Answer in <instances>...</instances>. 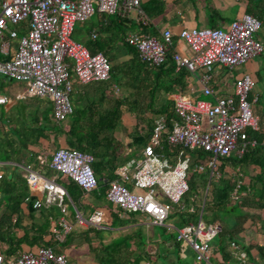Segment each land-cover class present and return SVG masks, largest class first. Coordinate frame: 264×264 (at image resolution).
I'll list each match as a JSON object with an SVG mask.
<instances>
[{"label": "built area", "instance_id": "2783aa9c", "mask_svg": "<svg viewBox=\"0 0 264 264\" xmlns=\"http://www.w3.org/2000/svg\"><path fill=\"white\" fill-rule=\"evenodd\" d=\"M94 12L105 17H126L129 13L141 15L139 0H0V54L11 55L0 61V77L25 84L24 93L16 95V100L24 97L46 99L51 104V118L55 123L64 121L71 114L68 101L70 74L79 85L108 79L110 64L105 57L100 53L90 55L85 47L71 40L74 24L84 22ZM20 23H25L24 33L17 36L9 27ZM259 29V22L248 14L232 21L225 30L181 29L177 40L184 44L188 56L172 52L174 68L176 71L183 68L191 74L199 72L202 95L213 96L208 86L209 69L216 66L230 71L260 55L262 45L254 38ZM95 37V34L90 35L91 40ZM13 40L16 45L11 53L8 41ZM125 41L148 68L163 64L172 46L171 33L166 29L160 32L159 40L130 34ZM253 87L254 81L248 75H241L233 80L231 95L216 96L213 103L191 102L185 96H175L173 118L169 124L162 116L154 117L150 136L142 145L139 157L116 168V180L107 182L105 199L112 209L122 215H140L150 226L171 229L164 223L171 208L179 206L187 192L186 177L190 167L187 152L205 154L193 171L198 174L207 171L211 177L215 175L218 159L231 154L240 158L257 146L255 140L246 135L247 130H258L257 118L252 111L256 97L248 100ZM6 103L7 100L0 96V105ZM259 146L264 152V137ZM175 147L178 150L172 153ZM35 161L39 169L46 168L65 176L84 194L96 190V179L90 168L93 160L88 154L58 148L48 160L45 154H39ZM20 168L27 189L39 197L32 202L31 208L54 206L58 210L61 218L55 239L61 243L72 228L65 219L68 199L65 190L30 166ZM2 178L0 171V181ZM239 189L240 182L237 181L229 195L232 202L241 196ZM101 219L99 210L86 219L74 210L72 224L80 228L98 227ZM218 231L219 226L204 224L198 217L194 224L176 230L175 242H182L191 250L195 263L207 264L208 244ZM230 247L238 264H242L245 255L234 245ZM0 264L68 263L63 254L54 253L48 247H38L6 260L0 253Z\"/></svg>", "mask_w": 264, "mask_h": 264}, {"label": "trees", "instance_id": "16d2710c", "mask_svg": "<svg viewBox=\"0 0 264 264\" xmlns=\"http://www.w3.org/2000/svg\"><path fill=\"white\" fill-rule=\"evenodd\" d=\"M149 3H154L156 7H160L154 0H150ZM148 4L142 9L147 17ZM261 15H264L263 7L258 12L257 17H254L260 25ZM102 21H105V19L103 18ZM104 31L106 30L101 28V32ZM145 34L146 26H141V35L146 36ZM112 36L114 38V35ZM125 38L123 37L121 45L128 59L114 64L115 56L113 54H109L108 50H106L107 52H101L110 64L108 79L103 82L86 84L89 95L81 99L79 108H71V114L68 116L69 121L65 122L64 120L55 123L52 118L48 121H39L37 117H32L29 123L23 120L19 126L16 125L2 131L0 153L4 156L3 162H17L20 158L34 162L39 153L53 152L59 146L62 149L75 150L92 157L93 161L90 168L93 174L96 175L95 191L84 194L63 175H59L56 180V183L65 190L71 205L76 211H78L76 205H87L90 212L103 210L100 207H92L91 204L99 202L101 197L105 198L107 182L114 178L110 172L108 179L104 181L99 179V173L105 171L104 165L115 171L114 160L123 150L129 151L134 146L144 145L150 136L154 116H165L168 125V121L172 117V102L167 99L163 105L153 107L155 99L159 94L171 96L176 91L179 93L184 88L187 73L182 69L174 71V64L171 60L172 47L167 51L163 64L156 68H148L138 59L135 49L127 45ZM111 40L113 39L109 38V42ZM85 48L90 55L99 51L96 41L88 43ZM95 48L96 50H93ZM113 89L121 90L123 94L114 95L112 93ZM146 114L149 115V118H144ZM123 116L131 121L130 131L122 133L123 137L117 138L114 136L115 129ZM256 132H246L248 139L255 140L256 147L247 151L240 158L233 156L217 160L216 171L219 173L218 177L211 176L208 178L207 171L200 174L193 171L194 166L203 160L205 154L200 151L187 152L191 159L186 177L187 192L182 197L181 205L171 208V213L173 210L179 216V229L196 222L198 209H201L200 220L202 213L206 214L207 220H205V223L203 222L204 224L219 226L213 244L216 247V252L220 253L224 259L229 258L228 243H235L234 236L239 232L242 223L246 219L245 214L240 209L242 207L258 210L264 208V152L259 146L264 136L258 135ZM59 139L62 140L64 146L59 144ZM166 151L165 149L164 152L166 153ZM224 167L232 170L233 177L243 176L246 183L245 185L241 184L239 189L240 192L245 193L244 197H239L233 204L229 200V194L233 190V181L231 177H222ZM248 170H252V172L257 170V172L249 177L246 175ZM196 180L199 181V185L204 191L200 201L198 200L199 192L195 188ZM24 198H28L25 207L29 218L32 217L34 211H38L39 221L42 224L35 228L33 225H29L23 230V234L17 238L10 234L8 230L10 224H12V227H16L19 205L24 203ZM2 199H5L6 204L5 211L0 216V246H4V248L0 247V252L5 260L12 257L20 249V245H25L28 248L34 246L37 248H53L55 242L52 234L47 232L48 218L44 212H41V209L33 210L31 208L32 202L37 197L28 194L22 179L11 177L10 180H7L6 177H3L0 181V200ZM87 201H90L91 204H86ZM105 214L107 215L106 224L109 226L120 224L118 210L111 211L109 209ZM12 215H15L16 218L11 222ZM228 215L234 216V224L231 228H224L222 224L223 221H226ZM101 224L106 226L102 221ZM30 232L32 233L28 234ZM46 236L49 238L44 241ZM130 239H133V237ZM130 239L125 236L122 238L121 244L109 245L112 246V254L109 260L106 261L107 264H139L145 259L142 248L138 249V247L144 246L142 245L144 242L140 240L136 248L129 249L127 245L123 244V240L128 241ZM158 246H161L164 249L163 251H166L169 247L177 248V259H179L177 255L181 253V248L187 247L185 245L179 246L175 239L172 243L169 240L160 241ZM160 254L157 256L148 255V257L152 259L160 258L164 262L165 258ZM106 263L100 262V264ZM149 263L157 264L154 260Z\"/></svg>", "mask_w": 264, "mask_h": 264}, {"label": "crops", "instance_id": "0c3cea01", "mask_svg": "<svg viewBox=\"0 0 264 264\" xmlns=\"http://www.w3.org/2000/svg\"><path fill=\"white\" fill-rule=\"evenodd\" d=\"M154 1L156 4H159L160 7H156V5L154 3H149L150 0H139V9H140L141 15H137L135 13H129V15L132 14L131 17H129V15H127L126 17L113 16V17H115V19L112 21H108V20L102 21V19H100V24L98 27L99 31L98 32L97 31H89L86 33V36L88 38V41L86 42V44L91 43V42H95L96 39L98 38V36L101 34L108 41H109V38L113 39L112 35H115V33H116V31L112 32L114 30L113 28H116V30L118 32L119 27H121V26L125 27L128 30V32L126 34V36H127L130 34L141 35V26H146V34L145 35L152 37L156 40H159V34L162 30H165V29L168 30L172 36V46H171L172 52L177 53L179 55V53L175 50V45L181 43L180 41L177 40V34L181 29L206 28V29L225 30L232 21L239 18L241 15L248 14V15H251L252 17H257L258 12L261 10V8L262 7L264 8V0L263 1H261V0H154ZM251 3H255L256 4L255 7H251ZM147 4L149 6V7H147L148 17L146 15H144V13L142 11V9L144 7H146ZM259 21L261 23V26L264 27V15H261ZM78 25H82V23H79ZM24 27H25V23H20L19 25H16L14 27H9V29H13L17 33V36H20V35H18L17 29H19V30L21 29L23 31L22 32V34H23L24 33V30H23ZM101 28L105 29L106 31L101 32ZM73 29H74V27H73ZM72 34H73V31H72ZM72 34H71V36H72ZM91 34L96 35L94 40L90 39ZM112 41L113 40H111V42H109L107 44L106 47L108 49L111 48L110 46L113 43ZM8 42H9L10 52L12 53L14 51V48L16 45V40L8 41ZM80 45H82V44H80ZM85 46H83V47H85ZM112 49H113L112 54H115V56L118 55L117 56L118 61H117V59H115L113 62L114 64L124 62L125 60L128 59V57L125 55L124 49L122 48L121 44H115L114 43ZM185 49H186V47H185ZM93 50H96V48ZM97 53L101 54V51L99 50V51H97ZM180 56H184V57L188 56L187 49H186V52ZM2 57L3 58L0 61L9 59L11 57V55L9 54L6 57H4V56H2ZM181 69L187 73V77L185 78V81H184V88L179 93L176 91L171 96H165L164 94H159L155 99L153 107H159V106L163 105L167 99L171 100V102L173 103V99L177 95L185 96L191 102L196 101V100L200 99L201 97L202 98L204 97L207 99V101H205V102L213 103L214 97H216V96L224 97V96L231 95L233 80L241 76V74H236V75L231 77L228 75V73L231 70L226 71V70L219 68V67H216V66L212 67L208 71V74L210 75V82H209L208 86L210 87L212 93L215 96L214 95L213 96H203L201 93L200 84L198 83L199 72L191 74V73L187 72L185 69H183V68H181ZM179 70L180 69H178L177 71H179ZM174 71L176 72L175 68H174ZM255 75L256 74L253 75L254 76L253 81L255 82L254 85L257 86L258 80H257ZM70 81H71V88L72 87L77 88L76 93L80 99L89 95V90L86 87V85H79L76 82H74L72 75H71ZM113 90H116V89H113ZM252 90L248 96V100H252L254 97H256V103L252 105L253 114L257 118V122H258V130L256 133L258 135L264 136V106L260 105V103H259V98L261 97L260 94H264V85L257 88V91L255 92L257 95H254V97H252L253 96ZM112 93L114 95H116V94H119V91L116 90V93H114V91ZM16 95H19V94L14 95L15 101H16V99H15ZM10 104H11V102L8 103V101H7V103L5 104V109H8ZM23 112H24V107H23ZM157 116H162L165 118V116H163V115H157ZM154 117H156V116H154ZM153 118H152V122H153ZM172 118H173V113H172L171 119ZM171 119H169V121ZM169 121H168V124H169ZM152 127H153V125H152ZM116 129H115L114 136H116L117 138L121 137L120 133L117 132ZM247 131H249V130H247ZM141 147H142V145H140L139 151H140ZM59 148H60V146H59ZM55 150L56 149H54V151ZM163 150H165V148H163ZM173 150L177 151L178 148L175 147L171 150L172 153H175L176 151H173ZM139 151H137V153L134 154V159L139 157ZM51 153L52 152H49V153L43 152V154H45V157L47 160H48L49 155ZM166 153H167V151H166ZM39 154H41V153H39ZM233 156L234 155L231 154L229 157H233ZM189 157H190V155H189ZM190 163H191V159H190ZM0 164H1L0 171L2 169L3 170L5 169V173H3L2 171L1 172L3 174V177H6L7 180H10L11 177H18V178L23 180L22 171H21L20 167L26 166V165L30 166L33 170L39 171L40 174L44 178H46L48 180H52L55 183L59 177L58 173H57L58 176H55L53 178H49L46 175L42 174V169H46V168L39 169L38 167H35L36 161L30 162V161H26V160H23L22 158H20L17 162L7 161V162H0ZM119 167H121V166H119ZM13 168L17 169L16 173H13V171H12ZM216 168H217V166H216ZM104 169L107 173H108V171H110V170H108L110 168L106 165H104ZM46 171H50V170L46 169ZM103 172L104 171L99 173V179L101 181H104V180L109 178V176L108 177L103 176V174H102ZM255 172H257V170H255L254 172H252V170L251 171L248 170L246 175L249 177H252ZM111 173L114 176V178H112L111 181L116 180V175L114 173V170H112ZM222 174H223L222 177H226V178L231 177L232 178L233 188H234V185L237 181L240 182V187H241V184L242 185L246 184L243 176H241L239 178L233 177L234 173L228 167L223 168ZM8 176H9V178H8ZM214 176L215 177L219 176V173H217L216 170H215ZM23 183H24V186H25L28 194L31 196H36L37 199H39L38 195H34L33 193H31L27 189L24 180H23ZM105 183H106V181H105ZM244 194L245 193L241 192L240 197H244ZM25 199L27 200V202L23 201L24 203L23 204L21 203L19 205L16 227H12V224H10V226H9L10 228L8 230L10 232V234L16 236L17 238L23 234V230H25V228H27L29 225H33L35 228V227L40 226L42 224L41 221H39V212L38 211H34L33 215H31L32 217L29 218V216H28L29 214L27 213L26 207H25V203H28V198H24V200ZM229 200H230V198H229ZM181 201H182V199H181ZM66 202H67V204L71 205V202L69 201V199H67ZM235 202H232L230 200V203H232V204ZM180 205H181V202H180L179 206ZM94 207H99V206H94ZM175 207H178V206H175ZM52 208L56 209V207H54V206H52L48 209H41L42 210L41 212H44L46 214V217L48 218L47 224H46L47 232L52 234L53 241L55 242L53 248H50V249L54 253L64 255L66 253L65 252L62 253L59 250L60 249L59 247L65 241V238L61 243L57 242L55 239L56 235L59 233L58 220L61 218V216L60 215L56 216L55 213L53 212ZM74 210L75 209L73 207V214H74ZM112 210L113 209L111 207V211ZM240 210L245 214L246 219L242 223L240 230L238 227L239 232L234 236L235 243L234 244L232 242L228 243L229 248L227 249V251L229 253L228 254L229 258L224 259L220 253L216 252V247L212 243V241L214 240V238H213L208 244L209 258H208L207 264H238L235 257L232 255L233 250L230 247L231 244L234 245L235 247H237V249L245 255L244 262L242 264H264V208H261V210H258V209L248 208V207H242ZM4 211H5V205L3 206V208L0 209V216L4 213ZM103 211H104V213L101 211V213H102L101 221L104 222V225H106V226H102V224L100 223V225L98 227H86V228L76 227V228L80 229L78 232H81L82 230L87 231L90 228H93L96 230H102V229L109 230L108 234H110L111 232L123 231L125 228L130 227V225H131L130 222L132 220H135V219H133L134 216H138L139 218L142 217L140 215H131V214L130 215L129 214L122 215L119 212L118 218L121 221L120 224L117 226H109L108 224H106L107 215L105 213H107V210L106 211L103 210ZM189 211H191V210H189ZM91 213L92 212H89V214H91ZM58 214H59V212H58ZM169 215H168V217H169ZM198 217L200 218V213H199ZM233 217H234L233 215L227 216L226 221H223V224H222L224 228L225 227L226 228L232 227V225L234 224ZM15 218H16V216L12 215L11 216V222L14 221ZM66 218L69 219L66 221L69 222L70 225H72V228H74L73 227L74 224H72L73 223V215H72V220L70 219L71 216L69 213H67L65 219ZM142 225H144L147 228L151 227L148 224V222L144 219V222L142 221L141 224L135 223V225H133L134 228L130 233H128V234L125 233V234L119 235L115 238L122 239L123 237L127 236L130 239L131 237H133V239H130L127 241V247L129 249L130 248L131 249L136 248L137 243L139 244V241L140 240L143 241V238H144L145 242L142 244L144 246L138 247V249L142 248L144 254L152 256L154 254V252H152V254L150 255L145 251V247L147 246V242H149V240H150L152 242L153 241L157 242L159 245L160 240L153 238V234L149 231H147L149 233L148 235H150L149 238L147 235L143 236L141 233H139L137 226H142ZM72 228H71V231H72ZM31 233L32 232H30L28 234H31ZM78 235H79V233H78ZM48 238L49 237L46 236L44 238V241H47ZM111 239H113V238H111ZM111 239H109V241ZM107 243H104V244H107ZM210 243H212V244H210ZM132 244H133V246H132ZM0 247L4 248V246H0ZM121 247H124V246H121ZM36 248L37 247H35V246L28 248L25 245H20V249L17 250L12 255V257L16 256L20 252L33 251ZM181 249H182L181 253L177 255L178 258L183 256V252L185 249L189 250L188 247H183ZM175 250H176V252L178 251L177 248H175ZM171 251L173 252V248L169 247V248H167V250L164 253H166V255H173ZM191 259L193 260V254L191 255ZM177 260L178 259L174 256V263L173 264H177L178 263ZM142 263L144 264L145 261H142L139 264H142ZM201 264H203V263H201Z\"/></svg>", "mask_w": 264, "mask_h": 264}, {"label": "rangeland", "instance_id": "374dc122", "mask_svg": "<svg viewBox=\"0 0 264 264\" xmlns=\"http://www.w3.org/2000/svg\"><path fill=\"white\" fill-rule=\"evenodd\" d=\"M255 3H251V7H255ZM132 14L129 15L131 17ZM105 19L108 21H112L115 19V17L110 16V17H105L103 15H99L97 13H93L87 20L82 22V25H78L79 23H75L74 29H73V34L71 36V40L75 43H80L83 46L87 45L86 42L88 41V38L86 36V33L89 31H99L98 27L100 24V19ZM114 31H116L114 38H113V43L110 46L111 48H107V44L109 43L108 40L104 38V36L101 34L98 36L96 39V44L101 52H107L108 50L109 54L113 53V44H121L123 37L126 36L128 30L125 27H119L118 32L116 28H113ZM18 35L22 34V30L17 29ZM254 38L258 41L261 42L262 44V52L260 55L246 61L244 64L232 69L228 75L229 76H234L236 74H241V75H248L252 80L254 79V74H256V78L258 80V85L255 86L252 90V97L254 95H257L255 92L257 91V88L261 87L264 85V27L260 25L259 31L254 35ZM175 50L179 53V55H183V53L186 52V49L184 47V44H176L175 45ZM115 56V54H113ZM118 56V55H117ZM115 56V59L118 57ZM2 55L0 54V60L2 59ZM118 61V59H117ZM69 63V61H67ZM255 84V82H254ZM25 85L24 83L21 82H15V81H7L6 79L0 77V96H3L8 103L11 102L10 106L8 109H5V105H0V139L2 137V131L8 130L9 128L13 126H19L23 120H25L26 123H29L32 117H37L39 121L42 120H50L51 119V104L46 100V99H40V98H22L21 100H14V95L15 94H23L25 91ZM77 88L72 87L70 90V93L68 95V101L70 104L71 108H79L81 105L80 101L81 99L76 93ZM119 94L122 95L123 92L120 90ZM259 95V94H258ZM261 97L259 98V103L260 105L264 106V94H260ZM199 101H207L206 98H200L198 99ZM19 106L24 107V112H23V117H21ZM144 118H149V115L146 114ZM65 122L69 121V117L64 119ZM131 127V121L128 120L126 116H123V118L120 120V123L117 127V132L120 133V136L123 137L122 133H126L130 131ZM125 141V140H124ZM127 141V140H126ZM59 144L61 146H64L62 143V140L59 139ZM139 151V147H132L129 151L123 150L119 156H117L114 160V166L115 168L119 166H123L130 161L134 159V154ZM3 155L0 153V161L3 162ZM37 167V165L35 166ZM110 170V169H108ZM3 173H5V169L1 170ZM13 173L17 172L16 168H13ZM109 172H112V170L104 171L102 174L103 176L108 177ZM42 174L46 175L49 178H53L55 176H58L57 173L52 172V171H46V169H42ZM96 177V175H94ZM209 178V175H208ZM195 188L199 192L198 193V200L200 201L204 195V191H202L201 186L199 185V181H195ZM162 202L165 201L164 199L161 200ZM6 204L5 199L0 200V209L3 208V206ZM86 204H91L90 201H87ZM92 207L94 206H99L103 210H109L111 209L110 204L106 201L104 197H101L99 202L96 204H91ZM78 212L81 214L83 219H86L90 214V208H88L87 205L84 206H79L76 205ZM175 206H173L174 208ZM53 212L55 213L56 216L60 215L58 214V211L55 208H52ZM102 210V212H104ZM67 213L70 214L71 220H72V215H73V207L70 204H67ZM200 209H198V216H199ZM89 214V215H88ZM174 214V215H173ZM201 220L202 222L205 223V220H207L206 214L202 213L201 215ZM138 216H134L133 219L130 222V227L125 228L123 231H117V232H111L109 233V230H96L93 228L88 229L87 231L82 230L81 232H78L80 229L76 228L77 226H73L72 231L65 236V241L60 245V251L62 253H66L65 258L68 264H100V262H105L109 260L110 255L112 254V246L114 244H121L122 239L115 238L119 235L123 234H128L133 230V225L135 223H142L144 222L145 218H139ZM198 218V217H197ZM178 219L179 216L174 213L172 210V213L169 215L168 219L165 221L164 226H168L169 230H166L161 227H145L144 225L142 226H137L138 232L141 233L143 236H148L149 232L153 234V238L159 239L160 241L164 240H169L171 243L175 239L176 236V230L179 229L178 225ZM66 220H69L66 218ZM164 229V230H163ZM79 233V235H78ZM113 238V239H111ZM115 238V239H114ZM109 239H111L109 241ZM109 241V242H108ZM108 242V243H107ZM143 242H145L143 238ZM107 243V244H104ZM110 243L112 246H109ZM214 243V240L212 241ZM210 243V244H212ZM123 244L127 245V241L123 240ZM133 246V244H132ZM179 246H183V243L180 242ZM67 250V251H66ZM164 249L161 246H158L157 242H152L149 240L147 242V246L145 247V251L148 254H154L152 256H157L160 253V256H163L165 258L164 262L160 258H149L148 255L144 254V264H149L147 261H155L157 264H173L174 263V256L176 257V250L173 248V255H166L163 254L162 252ZM191 251L190 249H185L183 252V256L178 259V264H197L191 259ZM107 264V263H106ZM143 264V263H142Z\"/></svg>", "mask_w": 264, "mask_h": 264}, {"label": "water", "instance_id": "95a60500", "mask_svg": "<svg viewBox=\"0 0 264 264\" xmlns=\"http://www.w3.org/2000/svg\"><path fill=\"white\" fill-rule=\"evenodd\" d=\"M19 110H20L21 117H23V106H19ZM8 178H9V176H8Z\"/></svg>", "mask_w": 264, "mask_h": 264}]
</instances>
